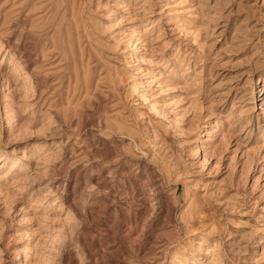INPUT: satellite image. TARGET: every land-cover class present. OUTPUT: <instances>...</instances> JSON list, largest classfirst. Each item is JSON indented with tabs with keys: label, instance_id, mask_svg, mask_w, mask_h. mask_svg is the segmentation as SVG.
<instances>
[{
	"label": "rangeland",
	"instance_id": "374dc122",
	"mask_svg": "<svg viewBox=\"0 0 264 264\" xmlns=\"http://www.w3.org/2000/svg\"><path fill=\"white\" fill-rule=\"evenodd\" d=\"M0 264H264V0H0Z\"/></svg>",
	"mask_w": 264,
	"mask_h": 264
}]
</instances>
